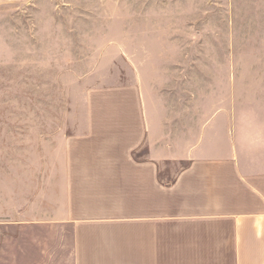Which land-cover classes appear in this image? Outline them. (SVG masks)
I'll list each match as a JSON object with an SVG mask.
<instances>
[{
    "label": "crops",
    "instance_id": "crops-1",
    "mask_svg": "<svg viewBox=\"0 0 264 264\" xmlns=\"http://www.w3.org/2000/svg\"><path fill=\"white\" fill-rule=\"evenodd\" d=\"M191 97L176 112L150 85L134 126L0 137L2 217L72 229L60 264H264V105Z\"/></svg>",
    "mask_w": 264,
    "mask_h": 264
},
{
    "label": "rangeland",
    "instance_id": "rangeland-1",
    "mask_svg": "<svg viewBox=\"0 0 264 264\" xmlns=\"http://www.w3.org/2000/svg\"><path fill=\"white\" fill-rule=\"evenodd\" d=\"M150 85L176 112L191 95L206 109L231 95L236 111L264 105V0H0L1 138L134 126ZM2 216L0 264H60L58 243L66 258L72 229Z\"/></svg>",
    "mask_w": 264,
    "mask_h": 264
}]
</instances>
